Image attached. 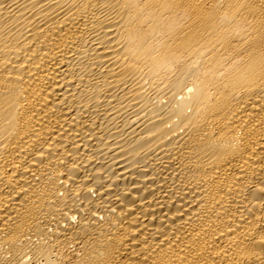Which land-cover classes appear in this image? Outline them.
<instances>
[{
	"label": "bare ground",
	"instance_id": "6f19581e",
	"mask_svg": "<svg viewBox=\"0 0 264 264\" xmlns=\"http://www.w3.org/2000/svg\"><path fill=\"white\" fill-rule=\"evenodd\" d=\"M0 264H264V0H0Z\"/></svg>",
	"mask_w": 264,
	"mask_h": 264
}]
</instances>
